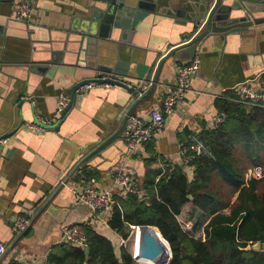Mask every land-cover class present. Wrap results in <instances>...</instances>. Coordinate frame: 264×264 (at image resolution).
Wrapping results in <instances>:
<instances>
[{
	"label": "crops",
	"instance_id": "1",
	"mask_svg": "<svg viewBox=\"0 0 264 264\" xmlns=\"http://www.w3.org/2000/svg\"><path fill=\"white\" fill-rule=\"evenodd\" d=\"M146 1L155 3V11H149L133 32L122 36L138 52H143L153 72L167 51L187 42L201 29L214 0H205L207 10L197 25L187 18L185 10L203 0ZM23 2L30 4L27 21L13 17L17 5ZM95 7H103V2L0 0V139L3 140L0 142V243L5 246L0 264H17L22 260L44 264L51 247L60 244L57 241L63 224L74 223L83 232V225L91 227L119 249L122 236L108 225L111 211L90 212L75 200L73 190H80L90 178H94L95 187L110 188L119 170L134 175L142 188L147 174L160 170L161 163L183 162L181 148L185 143L192 144L190 135L204 142L202 132L213 127L214 118L221 112L216 101L225 92L240 84L264 91V24L251 21L242 28L245 24L241 19L246 12L239 1L221 0L216 25L228 29L241 26V30L201 40L195 53L200 58L199 69L191 77L190 88L182 101L166 116L163 132L130 152L122 129L92 153L119 129L135 98L119 85L97 86L88 91L77 88L71 106L57 116L60 92L70 99L76 83L96 79L103 71L87 62L84 55L79 59L76 54L61 50L60 60L54 61L52 53L53 47H59L57 42H61L64 32L74 33ZM256 15H264V11ZM120 32L111 31V46L120 45ZM188 60L174 63L171 56L167 58L156 88L132 112L147 119L151 108L161 107L166 86L174 82L176 66ZM118 78L140 85L133 78ZM146 85L148 88L149 84ZM114 194H118L117 190ZM48 203L66 214L48 240L39 243L33 225ZM184 208L185 203L178 219ZM192 210L206 220L193 205ZM19 215L31 217L32 222L24 232L15 235L11 226ZM137 234L141 238L135 226L132 236ZM132 253L147 260L138 250Z\"/></svg>",
	"mask_w": 264,
	"mask_h": 264
},
{
	"label": "trees",
	"instance_id": "2",
	"mask_svg": "<svg viewBox=\"0 0 264 264\" xmlns=\"http://www.w3.org/2000/svg\"><path fill=\"white\" fill-rule=\"evenodd\" d=\"M230 97L232 90L216 101L225 118L203 130L206 152L194 156L191 168L167 165L164 172L147 174L140 195L112 196L109 227L126 238L128 225L156 226L171 249L168 264H264L263 246L243 249L264 243V176L247 177L250 168L264 165V104L246 106ZM221 186L229 196L222 194ZM186 202L206 216L199 237L185 230L177 217ZM82 227L87 256L82 247L54 244L47 264H135L123 246L117 249L107 236ZM138 262L156 264L140 257Z\"/></svg>",
	"mask_w": 264,
	"mask_h": 264
},
{
	"label": "water",
	"instance_id": "3",
	"mask_svg": "<svg viewBox=\"0 0 264 264\" xmlns=\"http://www.w3.org/2000/svg\"><path fill=\"white\" fill-rule=\"evenodd\" d=\"M103 7H95L89 18L84 19L80 27H77L74 33L67 32L63 34L61 42H57L58 48L53 47L54 61H59V54L64 50H68L80 59L84 55L87 62L94 64L95 68L99 71L109 72L113 77H129L133 80H137L139 84H149L148 88L138 94L141 91V86L126 87L127 91L135 98L131 106L127 109L121 126L112 135L105 139L92 153L98 151L101 147L106 145L109 141L119 135L125 126L127 116L135 109V107L147 99L158 83L159 73L164 62L170 56L173 62H179L188 60L195 55L198 48H200L201 40H206L208 37L214 38L218 33H232L239 32L241 26H235L228 29V27H222L216 25L217 20V8L221 0H214L213 5L207 12L205 22L201 26V29L187 42L177 47L171 48L167 51L157 62V65L152 72V66L147 63L143 52H138L135 45H132L129 39H125L123 34L133 32L139 23L140 19L148 14V12L155 11V3L146 0H101ZM246 14L241 19L244 27L251 21L256 24H264V15H256L259 11H264V0H238ZM261 3V4H260ZM207 1L203 0L199 5H191V8L185 10L187 18L190 21H194L197 25L204 17L207 10ZM25 19L24 21H27ZM34 27V26H31ZM264 28V25H263ZM114 29L121 30L120 32V45H110V34ZM117 44V43H116ZM126 45H128L126 48ZM62 47V49H61ZM37 68V67H35ZM41 68V67H40ZM152 76V77H150ZM95 80V79H93ZM92 81L83 80L76 83L72 87L71 97L69 103L66 106V110L71 106L74 100L75 90L82 84ZM112 84H116L125 87L120 82L110 81ZM64 109V110H65ZM65 110V112H66ZM64 112V113H65ZM63 113V114H64ZM191 198V195H187ZM144 202H148V198H143ZM65 210L59 209L56 206L48 203L43 211L37 216L34 225L33 233L37 241H47L50 233L59 227L64 221ZM136 226L141 232V240L139 244L140 256H146L155 261L157 264H168L171 258V249L168 241L163 237L161 232L156 226L149 224L130 225ZM261 243L259 241L247 245L244 250L250 248L260 249ZM85 256H87L89 248L86 245L84 248ZM134 260L139 259L136 255Z\"/></svg>",
	"mask_w": 264,
	"mask_h": 264
},
{
	"label": "built area",
	"instance_id": "4",
	"mask_svg": "<svg viewBox=\"0 0 264 264\" xmlns=\"http://www.w3.org/2000/svg\"><path fill=\"white\" fill-rule=\"evenodd\" d=\"M30 13V4L23 2L17 5L15 13L13 15L16 20L28 19ZM200 58L198 55H194L188 61L178 64L175 68L174 82L167 85L165 93L162 98L161 107H154L148 111V118L143 115L131 112L126 119L125 126L122 131V137L127 149L130 152L135 151L137 148L145 143L152 141L158 135L163 132L165 118L167 115L172 114L177 105L182 101L187 91L190 88V79L195 75L199 69ZM117 81L122 83L125 87H132V84L128 80H123L118 77L111 76L109 72L100 73L95 80L88 81L78 87V89L88 91L93 87L101 86L109 88L112 84L110 81ZM142 93L146 88V84H140ZM137 87V86H135ZM234 97H230V100L248 105L264 104V91H258L245 84H240L232 89ZM57 109L56 115L60 116L69 103V97L60 92L57 96ZM225 118V113L220 112L214 118L213 127L221 123ZM192 144L182 145L181 155L183 158V166L191 168L190 162L193 160L196 154L206 152V148L202 141H197L193 136H189ZM3 141L0 139V142ZM162 172L167 168V164L161 163ZM264 176V165H255L247 173V177L261 178ZM94 178H90L86 185L80 190H73L75 200L88 207L90 212L98 211H111L113 206V194L117 190L118 194H137L140 195L141 188L138 185L137 179L134 175L119 170L113 176L112 186L107 189H99L93 185ZM32 219L29 216H16L12 222V230L15 235H19L24 232L31 224ZM58 243H68L71 245L84 248L87 245V237L85 233L74 223L63 224L60 227V234ZM125 240L120 239V245H124ZM5 252V246L0 243V254ZM132 258L135 256L131 253ZM17 264H37L35 261L22 260ZM44 264H47L45 262Z\"/></svg>",
	"mask_w": 264,
	"mask_h": 264
},
{
	"label": "rangeland",
	"instance_id": "5",
	"mask_svg": "<svg viewBox=\"0 0 264 264\" xmlns=\"http://www.w3.org/2000/svg\"><path fill=\"white\" fill-rule=\"evenodd\" d=\"M216 186H218V184H216ZM219 188L221 189V192H222L223 195L225 194L226 196H229V193H228L229 191H228V189H226V187L221 186ZM233 198H234V196H230L231 200ZM191 207H192V203L191 202H186L185 203V208H184V211L182 213L181 219H179V221H180L181 225L183 226V228L185 230H187L189 232L191 230H193V232H190L191 235H193L194 237H199V236L202 235V226H203L202 223L205 220L203 219V216H201L199 214V212H197L196 210H192L191 211ZM126 231H127L128 234H127L126 238H123L125 240V242L123 243L124 245H121V246H123L131 254L132 253V239H133L132 232H133V227L128 225L127 228H126ZM136 237L139 238L138 234L136 235ZM147 260L150 263H156L155 261H153L149 257H148ZM134 263L135 264H140L136 260H134Z\"/></svg>",
	"mask_w": 264,
	"mask_h": 264
},
{
	"label": "bare ground",
	"instance_id": "6",
	"mask_svg": "<svg viewBox=\"0 0 264 264\" xmlns=\"http://www.w3.org/2000/svg\"><path fill=\"white\" fill-rule=\"evenodd\" d=\"M140 240H141V238H137L136 236H133V239H132V251L139 250ZM132 254L135 255L134 253H132ZM146 258L148 259V257H146Z\"/></svg>",
	"mask_w": 264,
	"mask_h": 264
}]
</instances>
